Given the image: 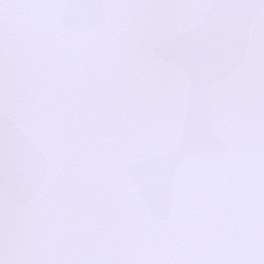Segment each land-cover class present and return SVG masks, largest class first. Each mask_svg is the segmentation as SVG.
Listing matches in <instances>:
<instances>
[{"label": "snow or ice", "instance_id": "obj_1", "mask_svg": "<svg viewBox=\"0 0 264 264\" xmlns=\"http://www.w3.org/2000/svg\"><path fill=\"white\" fill-rule=\"evenodd\" d=\"M0 264H264V0H0Z\"/></svg>", "mask_w": 264, "mask_h": 264}]
</instances>
